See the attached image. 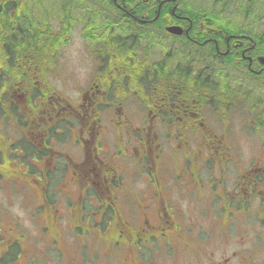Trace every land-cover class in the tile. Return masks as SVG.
I'll return each instance as SVG.
<instances>
[{
	"label": "flooded vegetation",
	"instance_id": "obj_1",
	"mask_svg": "<svg viewBox=\"0 0 264 264\" xmlns=\"http://www.w3.org/2000/svg\"><path fill=\"white\" fill-rule=\"evenodd\" d=\"M55 2L50 9L45 0H0V165L23 166L17 180H25L23 172L38 178L25 196L35 195L39 202L35 207L42 209L50 203L45 212L39 208L45 222L38 227L49 246L56 245L52 255L20 253L23 237L13 239L9 212L4 211V216L0 213V264H45V260L52 264H264V156L241 167L244 158L229 135L223 131L218 136L207 121L208 116L230 121V116L241 113L251 130L264 131V94L257 93L254 101L252 95L241 93L227 102V95L205 88L210 77L202 78V62L221 56V40L227 51L240 48L248 68L255 64L249 70L261 73L264 65L257 60L261 54L251 53L255 43L250 37L204 29L202 20L193 29V20L185 14L159 29L158 14L147 18L149 13H114L109 16L131 20L136 34L99 29L95 16L104 14L56 13ZM113 2L123 10L117 0ZM168 25L182 27V33H168ZM89 33L91 40L86 38ZM193 33L200 35V42L212 43L216 52L205 54ZM47 35L56 40L49 50L51 62L41 54ZM16 36L24 37L23 50L36 55L25 56L21 66L14 68L7 53ZM29 36L34 45L29 46ZM156 36L159 44L150 41ZM73 39L80 44L72 69L67 67L66 49ZM184 41L190 43L185 47L187 64L181 61ZM194 48L198 50L190 51ZM66 70L70 76H65ZM52 79L56 84L72 79L83 87L74 97L59 91L46 96L42 87ZM14 105L21 108L20 117L13 116ZM142 114L136 125V117ZM111 130L117 136L113 143ZM187 133H197L198 145L205 149L190 151ZM160 138L166 141L159 146L155 141ZM21 140L29 147H21ZM172 145L185 160L180 167L173 159L170 162L178 169L176 175L167 174L170 169L161 163ZM193 160L195 170L205 168L207 177L190 171ZM213 168L220 171L219 177H212ZM55 174L56 188L49 189L50 175ZM0 187L11 196L12 185L0 182ZM206 195L210 202L203 205ZM59 196L63 200L58 201ZM85 208L90 212L83 213ZM207 213L212 214L210 222ZM236 218L246 221L249 243L246 237L230 239L226 228L234 226ZM83 226L88 228L79 237L75 232ZM42 232L36 235L37 242Z\"/></svg>",
	"mask_w": 264,
	"mask_h": 264
},
{
	"label": "trees",
	"instance_id": "obj_2",
	"mask_svg": "<svg viewBox=\"0 0 264 264\" xmlns=\"http://www.w3.org/2000/svg\"><path fill=\"white\" fill-rule=\"evenodd\" d=\"M75 2V3H74ZM175 2L177 3L175 5ZM117 3L120 4L123 10L119 9L115 6L113 0H94V3L88 0H56V13H86L93 14L95 9L101 10L105 13L114 14V13H132L143 15L150 14L147 18L153 17L158 14L156 17L157 22L155 21V25L157 28L162 29L164 24H171L176 19H179L180 15H188L193 20V29H198V22L200 20L203 21L204 29H219L221 31V35H229L232 34L234 36H239L240 34H245L250 37V40L253 41L254 47L251 51L256 53L264 54V18L262 21L261 16L254 17L252 8L256 6L255 0H246L245 7L242 11V14H227L226 7L229 5L230 0H214V2L210 3L209 6L203 8L201 2L193 5V3L187 2V0H117ZM168 5V6H166ZM202 7V8H201ZM221 7V8H220ZM173 9V11H172ZM189 9V10H188ZM53 13V11H49ZM177 12V13H176ZM42 13V12H41ZM193 14V15H192ZM47 11H45V17L47 18ZM234 17H233V16ZM245 15V16H244ZM112 15H110L111 17ZM241 16V17H240ZM198 19V20H197ZM34 21V19H31ZM96 22H100L98 28L107 29V30H128V32H133L132 34H136L134 30L136 27L131 20L126 18H114L113 16L110 18V21H103L99 19H95ZM255 21L262 22L263 29L261 31H251L249 30V25H252ZM114 22V23H113ZM187 27V23L184 22ZM235 25V26H234ZM52 28V27H51ZM140 28V27H139ZM105 34V33H104ZM104 34H99V37H103ZM194 34V38L199 40L200 47H204L205 54L211 50L212 53L216 52L213 47V44L209 41L205 40L200 42L201 37L199 34ZM92 34L89 33L86 38L91 40ZM208 36L207 34L204 37ZM56 37V36H55ZM23 36L13 37L12 51L7 53L8 58L11 60L12 66L15 68L17 65L21 66L23 62V58L27 56L31 58L36 55L30 50H23ZM38 39V38H37ZM69 39V38H68ZM257 40V41H256ZM67 42L63 41L62 44ZM36 42L32 41L31 36L28 37L29 46L34 45ZM56 44V40L53 37L45 36V45L44 49L41 51V54H44L46 57V62L52 61L53 52H50L51 46ZM61 45V43H60ZM183 45V56L181 55V61L184 64L188 62L185 60L186 51L185 47L189 46L190 43L187 41L182 42ZM210 49H209V48ZM259 47V48H258ZM198 48L191 49L190 51H197ZM219 50L223 51L221 56L214 55L212 59L206 57L205 61L202 62L204 66L205 72L202 75L203 80L207 81L210 77V80L205 82V88L210 89L214 93H220L227 95V102L230 100H234L238 94H247L252 95L251 100H257L255 95L257 93L264 94V71L259 72L257 75L253 74L247 65V60L245 58H240L241 51L240 48L234 49L230 48V50H226L225 41L221 40ZM190 60V59H189ZM31 61V60H30ZM180 61V62H181ZM255 64L250 65V68H254ZM258 67V66H257ZM246 77V78H245ZM48 88L52 90V92H56V89L52 84L46 85ZM32 86H30L31 88ZM262 87V88H261ZM29 88V89H30ZM264 100V96H263ZM221 102V101H220ZM14 117H20L21 108L17 105L12 106L11 108ZM17 143V142H16ZM14 143V144H16ZM19 145L23 148H28L29 145L24 140L19 142ZM32 147L27 151H31ZM30 171H33L32 169ZM20 170L16 168L14 165L3 164L0 165V182L2 184H7L12 180L17 179L20 176ZM25 181V180H24ZM27 184V182L25 181ZM12 185L13 184H8ZM56 174L54 176L50 175V180L48 182L47 188L53 189L56 188ZM29 187V186H28Z\"/></svg>",
	"mask_w": 264,
	"mask_h": 264
},
{
	"label": "rangeland",
	"instance_id": "obj_3",
	"mask_svg": "<svg viewBox=\"0 0 264 264\" xmlns=\"http://www.w3.org/2000/svg\"><path fill=\"white\" fill-rule=\"evenodd\" d=\"M223 1H226V0H223ZM90 2L93 3L94 0H91ZM187 2L193 3V5L195 4V2L197 4H199L198 2H201L202 7L206 8L207 6H209L210 3L214 2V0H187ZM53 3H54L53 0H49L46 2V6L53 7ZM245 3H246V0H230L229 5L225 9L226 13L227 14L228 13L229 14L238 13L239 15L242 14V11L245 7ZM255 3H256V6L252 8L253 15L254 17L261 16L260 17L261 19H259V21H262L264 18V0H255ZM94 13L104 14L103 16H95L97 19L100 17L99 20L111 22L110 21L111 17L107 15V13H102V11L98 9H95ZM260 24H262V22L255 21L252 25H249L248 28L249 30L253 32L261 31L263 29V26ZM241 36H245V37H241ZM241 36L240 38H245V39L248 37L245 34H241ZM150 41L153 44H156V43L159 44L160 39L156 36V37H152ZM79 44L80 42L78 40L73 39L70 42V46L66 49V54L67 56H69V60H70V63L67 64V67L69 68L73 69V67L76 64L73 54L75 53L74 51L79 52L76 46ZM251 53L253 56L257 54H261V53H256L253 51ZM65 76H70L69 70L65 71ZM67 81L69 82L67 84H56V79H52L51 84L54 86L56 91H59L61 93V95L67 96V97H74L77 93L76 90L81 89V87H83V83L81 82L80 84L79 83L75 84V81L72 79H69V80L67 79ZM22 87L23 88L26 87V84H23ZM42 90L46 96H49L50 93L52 92V90L48 88L46 85L42 87ZM148 117L149 115H147V119ZM229 118H230V121H228L226 118L222 119L221 121H218L216 118L212 116H208L207 121L213 127L212 130L215 133H217L218 136L220 135L223 136L222 135L223 131H225V134L227 137L229 135L228 139L233 143V145H236L237 152L239 153L237 154L240 155L242 158H244L243 162L240 163V166L241 167L248 166L249 165L248 162L254 161L260 158V156H264V150L263 149L261 150V146H262L261 137L264 136V131L261 128H259L257 132L251 130L248 127L249 123L245 121L246 117L242 115L241 113H235L233 116H230ZM141 119L143 120V114L136 117L135 124L139 125ZM224 123L228 124L226 125V128H223L225 125ZM244 125L245 127H243ZM155 126L159 129V131L163 135L165 134V132L162 131V126H160L159 122H155ZM168 126H172V125H168ZM229 127H231L230 132H228ZM213 131L212 133H214ZM14 132L16 133L18 132V130L14 129ZM109 135H110V138H109L110 142L113 143L114 141L113 139L114 138L117 139V136L113 134V130H111V134ZM186 138L189 140V143H190L189 144L190 151L193 150V152L196 153L199 151L197 150V148L205 149V148H202L200 144L198 145L199 136L197 133H187ZM164 140L166 141L165 138H160V140L157 139L155 142H158V145L160 146L161 141H164ZM163 146L168 147L166 144H164ZM168 149L169 151L167 152V155H169V157H165L163 155L161 158L162 167L170 169L167 171V174L176 175L175 173L177 172L176 170L178 169L173 166H170L169 164L173 159V162L178 167L182 166L183 162H185L184 156L180 152H177L175 146L173 145L169 147ZM201 153L203 156L207 155V152H204L203 150H201ZM189 167H190V171L191 169L192 171H194L195 168H198L195 160H193L192 164H189ZM16 168H18L19 170L24 169L23 166L21 167L16 166ZM183 173H188V172L186 170H183ZM197 173L199 174L198 175L199 178H205L207 177L208 171L205 168H202ZM220 175H221L220 171L213 168L212 177H219ZM22 176L25 178V181L27 182V184L25 183V181L17 180V179L12 180L9 183H7V184L13 183V191L11 193V196H9L8 192L6 193L7 190L5 188L0 187V213L2 216H4L3 214L4 211L9 212L8 221L12 224V228L15 232L13 235L14 236L13 239L15 240V239L23 237L21 238L22 240L21 243H23V251L21 252L19 251L20 253L24 255L25 253H40V254L43 253L47 255L56 254V245L52 243V246H49L50 244L45 239V236H46L45 232L43 233L42 228L40 229L38 227L41 224H44L45 222L44 213L41 212V210L47 211V208L49 206L48 204L50 203L46 202L47 204L43 207L44 210L41 207H35V205L39 203V202H36L37 197L31 193H28L27 195L28 197L26 198L25 193H27L28 192L27 189L30 188L28 186H30L34 181H38V178H36L34 175L33 176L29 175L27 172H23ZM186 176H187L186 174L183 175V177H186ZM179 179L182 181V178H179ZM39 181L40 183L42 182L41 179H39ZM174 181H172L173 189H177V188H174L176 187L174 184ZM176 181H178V179ZM181 187H186V186H181ZM189 188L190 186L187 189ZM186 199L188 200L189 198H186ZM61 200H63V198L59 196L58 201H61ZM203 200H204L203 205H206L207 202H210L209 195L204 196ZM28 202H30V204H28ZM54 204L56 205L59 203L55 201ZM58 207L62 208L61 205H58ZM55 210L56 208L54 210H51L50 213L53 211V214H54ZM88 212L90 211H87V208L83 210V213H88ZM50 213L48 214L46 219L50 218V215H51ZM64 214L68 216L67 213H64ZM205 216L208 218V222L213 220L211 213H207ZM246 225L247 224L245 220L236 218L235 225L234 226L231 225L229 228H226L230 239L232 241H237L238 239L241 240V238L246 237L247 238L246 242L249 243V239L251 237V231L249 230L248 232H246L247 230ZM87 228L88 226L78 227V231H76L75 234L80 237L84 232H86ZM92 229H95V227H93ZM218 230L219 229H216L214 231L217 232ZM39 231L42 232L43 236L37 242L36 235L38 234ZM24 236L26 239L24 238ZM91 245L92 244L90 243V246H88V250L92 249ZM32 250L34 252H32ZM219 253H220L219 251H216L215 255L217 256L219 255ZM44 262L45 264H52L51 261L45 260ZM30 264H33V263H30Z\"/></svg>",
	"mask_w": 264,
	"mask_h": 264
},
{
	"label": "water",
	"instance_id": "obj_4",
	"mask_svg": "<svg viewBox=\"0 0 264 264\" xmlns=\"http://www.w3.org/2000/svg\"><path fill=\"white\" fill-rule=\"evenodd\" d=\"M167 30L171 33H175V34H181V28L178 27V26H169L167 27ZM258 61L261 63V64H264V56H260L258 57Z\"/></svg>",
	"mask_w": 264,
	"mask_h": 264
},
{
	"label": "bare ground",
	"instance_id": "obj_5",
	"mask_svg": "<svg viewBox=\"0 0 264 264\" xmlns=\"http://www.w3.org/2000/svg\"><path fill=\"white\" fill-rule=\"evenodd\" d=\"M91 1V0H90ZM115 2V1H114ZM75 3V2H74ZM94 3V2H93ZM168 6V5H166ZM8 7V6H7ZM221 8V7H220ZM16 10V9H15ZM189 10V9H188ZM16 13V12H15ZM177 13V12H176ZM17 14V13H16ZM122 14V12H121ZM193 15V14H192ZM245 16V15H244ZM241 17V16H240ZM107 18V17H106ZM198 20V19H197ZM2 21V20H1ZM107 23V22H106ZM114 23V22H113ZM148 25V24H147ZM235 26V25H234ZM105 31V30H104ZM221 35V34H220ZM241 35H239V38H240ZM241 37H245V36H241ZM242 39V38H241ZM247 39V38H246ZM111 41V40H110ZM257 41V40H256ZM194 44V43H193ZM259 48V47H258ZM223 52V51H222ZM189 53V52H188ZM250 55V54H249ZM250 68V67H249ZM259 75V74H258ZM246 78V77H245ZM202 80V79H201ZM262 88V87H261Z\"/></svg>",
	"mask_w": 264,
	"mask_h": 264
}]
</instances>
